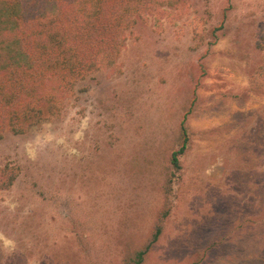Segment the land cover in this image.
I'll return each mask as SVG.
<instances>
[{
    "label": "rangeland",
    "instance_id": "1",
    "mask_svg": "<svg viewBox=\"0 0 264 264\" xmlns=\"http://www.w3.org/2000/svg\"><path fill=\"white\" fill-rule=\"evenodd\" d=\"M158 1L116 65L0 139V264H135L164 212L141 264H264V0Z\"/></svg>",
    "mask_w": 264,
    "mask_h": 264
},
{
    "label": "trees",
    "instance_id": "2",
    "mask_svg": "<svg viewBox=\"0 0 264 264\" xmlns=\"http://www.w3.org/2000/svg\"><path fill=\"white\" fill-rule=\"evenodd\" d=\"M158 0H0V139L6 130L24 134L47 115H57L77 81L103 65H116L126 30ZM184 140L172 153L181 168ZM19 176L16 165L0 166V189ZM160 215L147 245L136 254L141 264L160 238Z\"/></svg>",
    "mask_w": 264,
    "mask_h": 264
}]
</instances>
